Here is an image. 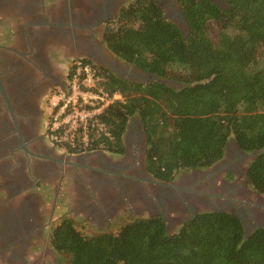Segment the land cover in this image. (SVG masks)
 I'll return each instance as SVG.
<instances>
[{
  "label": "flooded vegetation",
  "instance_id": "obj_1",
  "mask_svg": "<svg viewBox=\"0 0 264 264\" xmlns=\"http://www.w3.org/2000/svg\"><path fill=\"white\" fill-rule=\"evenodd\" d=\"M137 1L0 0V264H67L69 255L52 244L65 218L88 236L154 215L173 234L208 211L243 212L251 225H264V195L247 176L256 150L234 140L218 162L164 180L148 170L138 115L127 123L122 150H72L52 139L49 103L67 87L78 60L124 78L113 67L132 63L109 48L106 33ZM154 1L166 18L182 8L180 0Z\"/></svg>",
  "mask_w": 264,
  "mask_h": 264
},
{
  "label": "trees",
  "instance_id": "obj_2",
  "mask_svg": "<svg viewBox=\"0 0 264 264\" xmlns=\"http://www.w3.org/2000/svg\"><path fill=\"white\" fill-rule=\"evenodd\" d=\"M224 1L227 7L180 0L188 36L154 0L122 10L106 33L109 48L144 71L187 85L134 82L102 68L104 89L124 100L99 115L108 135L100 132L89 147L122 150L127 123L138 115L148 137V170L170 180L181 170L218 162L234 140L245 151L261 150L247 176L264 195V0ZM245 232L242 220L225 211L201 212L173 234L156 215L94 236L65 218L52 244L69 255L67 264H264V227L247 238Z\"/></svg>",
  "mask_w": 264,
  "mask_h": 264
},
{
  "label": "built area",
  "instance_id": "obj_3",
  "mask_svg": "<svg viewBox=\"0 0 264 264\" xmlns=\"http://www.w3.org/2000/svg\"><path fill=\"white\" fill-rule=\"evenodd\" d=\"M103 76L98 65L78 60L67 87L52 96L49 131L58 145L87 147L100 132L108 135L99 115L124 97L119 92L105 90Z\"/></svg>",
  "mask_w": 264,
  "mask_h": 264
},
{
  "label": "water",
  "instance_id": "obj_4",
  "mask_svg": "<svg viewBox=\"0 0 264 264\" xmlns=\"http://www.w3.org/2000/svg\"><path fill=\"white\" fill-rule=\"evenodd\" d=\"M161 5H163V3H161ZM167 17L173 22H175L176 24H178L179 26H181L186 36L189 35V28H190L189 22L182 8L180 9L178 8L177 13H175V10H173L172 12H169ZM113 69L120 76L124 78H128V79L131 78L133 81H136V82L147 83V82L156 81V82L164 83L168 86L175 87V88L185 87L187 85V83H185L184 81L176 80L170 77L161 76L160 74H157L154 72L144 71L136 67L133 64L126 65L125 62H120L115 67H113ZM138 118L141 120L139 116ZM260 152L261 150H256L251 156L256 158ZM235 213L240 217V219L245 225V228H246L245 238H247L255 229L261 226H264L261 224H258L257 226L251 225L249 217L247 215H245L243 212H235Z\"/></svg>",
  "mask_w": 264,
  "mask_h": 264
},
{
  "label": "rangeland",
  "instance_id": "obj_5",
  "mask_svg": "<svg viewBox=\"0 0 264 264\" xmlns=\"http://www.w3.org/2000/svg\"><path fill=\"white\" fill-rule=\"evenodd\" d=\"M101 71H102V70H101ZM57 90H58V89H57ZM57 90H56V92H57ZM56 92H54L53 95H54ZM51 98H52V97H51ZM51 101H52V100H51ZM51 101H50L49 104H51ZM116 223H117V225H116V224H115L116 226L114 225L115 227H114L113 231H118L119 227L121 226V224H122L123 222H121V221H117Z\"/></svg>",
  "mask_w": 264,
  "mask_h": 264
},
{
  "label": "clouds",
  "instance_id": "obj_6",
  "mask_svg": "<svg viewBox=\"0 0 264 264\" xmlns=\"http://www.w3.org/2000/svg\"><path fill=\"white\" fill-rule=\"evenodd\" d=\"M62 147H68V146H62ZM70 148H72V147H70Z\"/></svg>",
  "mask_w": 264,
  "mask_h": 264
}]
</instances>
